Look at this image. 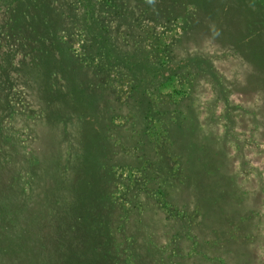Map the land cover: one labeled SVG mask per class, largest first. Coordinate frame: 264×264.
Wrapping results in <instances>:
<instances>
[{
	"label": "rangeland",
	"instance_id": "374dc122",
	"mask_svg": "<svg viewBox=\"0 0 264 264\" xmlns=\"http://www.w3.org/2000/svg\"><path fill=\"white\" fill-rule=\"evenodd\" d=\"M261 6L0 0V264H264Z\"/></svg>",
	"mask_w": 264,
	"mask_h": 264
},
{
	"label": "trees",
	"instance_id": "16d2710c",
	"mask_svg": "<svg viewBox=\"0 0 264 264\" xmlns=\"http://www.w3.org/2000/svg\"><path fill=\"white\" fill-rule=\"evenodd\" d=\"M87 2V1H86ZM88 3V2H87ZM260 3H261V13H263L264 14V0H260ZM89 4V3H88ZM90 5V4H89ZM261 13H259V15H260V21H259V23L262 25V32H263V35H264V21H263V19H264V17L262 18V16H261ZM218 31H220L219 29H217ZM132 66H133V70H132V72L134 73V74H137V73H139V80L138 81H141L142 80V77L144 76V79H143V81L141 82L142 84H145V83H148V82H151V80H150V78L145 74L146 72H149V70H148V67L145 65V64H143V63H141V62H137V64H132ZM163 70L165 71V68L163 67ZM263 71H264V69H262ZM77 221H79V222H81V223H84V220L81 218V216H80V214H79V217H77V218H75ZM90 230L89 228H87L86 227V230ZM94 234H96V233H94ZM64 235H66V233H64ZM96 236V235H95ZM95 255L98 257L97 258V260H99L100 259V264H117L116 263V260H115V263H113V262H111L109 259H107V258H102V256L101 255H99V254H97V253H95ZM114 259H117V258H114ZM102 261V262H101Z\"/></svg>",
	"mask_w": 264,
	"mask_h": 264
}]
</instances>
